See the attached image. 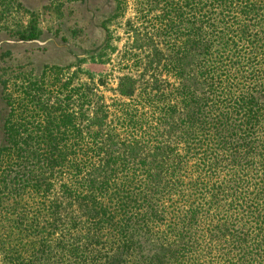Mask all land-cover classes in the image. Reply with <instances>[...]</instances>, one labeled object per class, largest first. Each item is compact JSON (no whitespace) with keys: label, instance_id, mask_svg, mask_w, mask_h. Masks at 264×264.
<instances>
[{"label":"trees","instance_id":"obj_1","mask_svg":"<svg viewBox=\"0 0 264 264\" xmlns=\"http://www.w3.org/2000/svg\"><path fill=\"white\" fill-rule=\"evenodd\" d=\"M142 7L159 13L168 78L143 101L130 86L116 113L96 111L67 80L54 115L24 89L2 94L8 264H264V0Z\"/></svg>","mask_w":264,"mask_h":264},{"label":"rangeland","instance_id":"obj_2","mask_svg":"<svg viewBox=\"0 0 264 264\" xmlns=\"http://www.w3.org/2000/svg\"><path fill=\"white\" fill-rule=\"evenodd\" d=\"M12 1L8 11L0 13V122L3 111L6 115L2 94L18 98L24 89L58 115L64 97L60 86L71 80V89L80 84L90 88L86 92L93 110L107 105L116 113L114 104L128 102L125 92L130 86L133 100L140 102L145 89L155 92L160 80L168 79L162 62L153 56L158 49L164 51L162 40L149 28L159 13L153 9V16L141 17L142 4L152 0ZM32 24L38 39L22 42L18 33ZM34 84L39 90L29 86ZM31 114L30 106L28 119ZM2 141L0 129V146ZM5 253L0 246V264L9 262Z\"/></svg>","mask_w":264,"mask_h":264}]
</instances>
